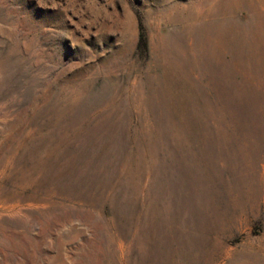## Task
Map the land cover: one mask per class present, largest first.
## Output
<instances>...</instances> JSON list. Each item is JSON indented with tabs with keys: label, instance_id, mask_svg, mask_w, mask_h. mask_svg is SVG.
<instances>
[{
	"label": "rangeland",
	"instance_id": "obj_1",
	"mask_svg": "<svg viewBox=\"0 0 264 264\" xmlns=\"http://www.w3.org/2000/svg\"><path fill=\"white\" fill-rule=\"evenodd\" d=\"M0 264H264V0H0Z\"/></svg>",
	"mask_w": 264,
	"mask_h": 264
},
{
	"label": "bare ground",
	"instance_id": "obj_2",
	"mask_svg": "<svg viewBox=\"0 0 264 264\" xmlns=\"http://www.w3.org/2000/svg\"><path fill=\"white\" fill-rule=\"evenodd\" d=\"M220 263V262H219Z\"/></svg>",
	"mask_w": 264,
	"mask_h": 264
}]
</instances>
